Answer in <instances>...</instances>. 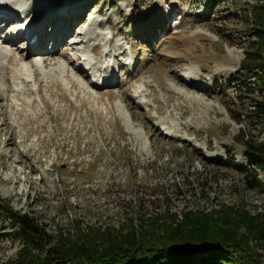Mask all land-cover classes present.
<instances>
[{
	"label": "rangeland",
	"instance_id": "374dc122",
	"mask_svg": "<svg viewBox=\"0 0 264 264\" xmlns=\"http://www.w3.org/2000/svg\"><path fill=\"white\" fill-rule=\"evenodd\" d=\"M239 1L12 0L13 21L0 33L41 17L49 37L40 53L0 40V202L53 242L206 214L212 230L219 220L248 237L244 253L227 250V264H264V170L255 168V186L243 154L244 140L264 142V119L250 115L253 78L238 74L249 18ZM63 3L76 13L62 35ZM24 65L37 81L24 79ZM219 67L231 68L227 77ZM20 248L0 241V264Z\"/></svg>",
	"mask_w": 264,
	"mask_h": 264
},
{
	"label": "trees",
	"instance_id": "16d2710c",
	"mask_svg": "<svg viewBox=\"0 0 264 264\" xmlns=\"http://www.w3.org/2000/svg\"><path fill=\"white\" fill-rule=\"evenodd\" d=\"M240 9L249 18L245 24L246 45H241L244 57L238 74L250 78L247 93L254 96L250 115L264 119V0H240ZM237 16V13H233ZM230 34V33H229ZM225 36V35H224ZM232 34L226 35L227 40ZM244 156L249 167L244 171L249 181L261 187L255 168L264 170V142L244 140ZM225 212V211H223ZM222 214V213H221ZM237 216V215H234ZM167 218H169L166 215ZM149 218L148 228L138 233L114 235L100 241L85 235L70 236L53 242L51 236L32 217L20 215L0 202V241L21 243L14 259L8 264H227L231 257L227 250L244 253L247 249L240 242L247 238L238 236L233 223L216 222L212 230L206 214L186 211L184 219L173 222ZM233 220V219H232ZM8 226L9 230L7 231ZM161 227L162 234L150 235L152 228ZM216 230V231H214ZM121 235V236H120ZM239 251V252H238ZM208 252V253H207ZM199 259L196 260L195 255Z\"/></svg>",
	"mask_w": 264,
	"mask_h": 264
},
{
	"label": "bare ground",
	"instance_id": "6f19581e",
	"mask_svg": "<svg viewBox=\"0 0 264 264\" xmlns=\"http://www.w3.org/2000/svg\"><path fill=\"white\" fill-rule=\"evenodd\" d=\"M5 3V7H6V4L8 5L7 7H6V10L4 9V7H1L0 8V10L2 11V12H5V11H7V14H8V17H6V16H4L5 15V13L1 16L0 15V25H2V24H4V25H7V24H10L9 22H12L13 21V10L11 9V5H13L14 3L12 2V0H0V4H4ZM10 5V6H9ZM60 8L61 9H63V12L60 14V16L61 17H63V19H60V21H64L63 23H62V27H61V33H62V35L65 33V32H70L71 31V29L73 28V23H71V25H70V27L68 28V29H66L67 28V25H68V23L66 22V20H68V19H71V18H73V17H75V9L74 10H72L71 8H69V7H67L66 6V3H63L61 6H60ZM72 8H74V7H72ZM83 8V4L81 5V9ZM29 9V8H28ZM81 9H80V11H81ZM5 10V11H4ZM30 10V9H29ZM31 11V10H30ZM17 12L19 13V11L17 10ZM31 12H34V11H31ZM44 13H45V11H43ZM60 17V18H61ZM35 21H37V22H35V21H31L30 22V24H25V25H23V20L22 21H19V22H17V28H20L21 29V26L23 25V29H24V31H28L27 32V36H26V38L24 39V41L25 42H27L28 44H27V46L25 47V49L26 50H28V49H32L31 50V53H40L39 52V50H37V49H40V50H43V47L45 46V44H46V41H47V38L49 37V35H47V34H45V32H49V30L45 27V25H46V23H44L43 21H40L41 20V17H36V19H34ZM150 22H147V23H144L143 24V29H145L146 28V26L149 24ZM89 28V27H88ZM149 29V28H148ZM15 30H17V29H15ZM30 30V31H29ZM84 30H89V29H87V28H85ZM24 31H22V33H16V31H14V33H4L5 31H3L2 30V32L0 33V40L1 41H6V43H9V44H11V45H13V43H16L15 41L17 40V39H19V38H21V37H23V32ZM147 32H145L144 34H146ZM201 33V32H200ZM1 34L3 35V36H1ZM84 34V33H83ZM203 35H209V34H207V33H203ZM52 40V37L50 38V41ZM80 40V39H79ZM79 40H76L74 43H78L79 42ZM82 42V41H81ZM36 49V50H35ZM135 50H136V48H134L133 47V45L130 47V55L131 56H135ZM29 51V50H28ZM227 54L228 55H233V54H235V52H234V49L232 48V49H228L227 50ZM103 55V54H102ZM107 55H110V52L107 54ZM34 57H36V56H34ZM24 58V57H23ZM238 56H236L235 55V61H238ZM24 61H26L25 59H23ZM23 60H21V62L23 61ZM44 61L45 62H50L51 61V58H49V57H44ZM23 63V62H22ZM220 66H224L222 63H218ZM22 66V65H21ZM20 66V67H21ZM31 69V68H30ZM35 69V68H34ZM79 69V68H78ZM106 69V71H107V67L105 68ZM21 70V69H20ZM81 70V69H80ZM189 70H192L190 67H189ZM219 70L220 71H222L223 72V74L227 77L228 76V71L229 70H231V68L230 69H226L225 67H222V68H220L219 67ZM23 71V72H22ZM36 71V70H35ZM21 72H22V75H23V77L27 80V81H30V82H33L34 80H33V76H34V78H35V81H37V78H38V74L37 75H34L33 74V71H31L32 72V74H30L29 73V67L28 66H26V65H24L23 66V68H22V70H21ZM81 73H82V70H81ZM21 75V76H22ZM84 77H87L88 78V75H85ZM187 79H189V80H191L190 82H192V79H193V77H187ZM195 81V83L197 84V85H200V80L198 81V79H196V80H194ZM113 82L112 81H107L105 78H104V80L103 81H101V84H104V85H108V84H112ZM166 83V82H165ZM203 83V82H202ZM169 87H173L174 89H175V87H174V85L173 84H171V83H166ZM212 84H213V82H212ZM201 86V85H200ZM204 87V86H203ZM220 109H221V112H223V108H221L220 107ZM225 119V120H224ZM223 120L224 121H226L227 120V117L226 118H224ZM132 130L133 131H136L135 130V127H133L132 128ZM131 130V131H132ZM173 131V130H172ZM186 131V130H185ZM164 132V131H163ZM166 132V134L168 135V134H170V132H168V131H165ZM177 132H181V131H176V133ZM173 133H174V131H173ZM170 135H172V133L170 134ZM175 137H181V138H183V139H186L185 137H186V135H184V134H177V135H174Z\"/></svg>",
	"mask_w": 264,
	"mask_h": 264
}]
</instances>
